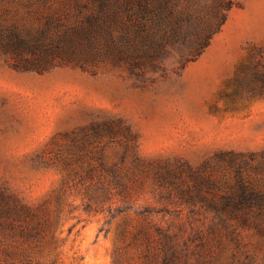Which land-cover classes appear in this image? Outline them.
Segmentation results:
<instances>
[{"label":"rangeland","instance_id":"1","mask_svg":"<svg viewBox=\"0 0 264 264\" xmlns=\"http://www.w3.org/2000/svg\"><path fill=\"white\" fill-rule=\"evenodd\" d=\"M231 1L204 51L183 68L172 52L163 74L22 70L0 51V264H160L154 225L190 230V207L158 174L221 176L231 152L264 161V0ZM113 166L131 171L125 203L98 183Z\"/></svg>","mask_w":264,"mask_h":264},{"label":"trees","instance_id":"2","mask_svg":"<svg viewBox=\"0 0 264 264\" xmlns=\"http://www.w3.org/2000/svg\"><path fill=\"white\" fill-rule=\"evenodd\" d=\"M232 8L231 0H0V51L22 70L111 67L138 76L163 74L164 58L172 52L181 68L199 56ZM230 155L229 171L221 176L190 168L157 175V187L168 201L177 198L190 207V230L154 225L160 264H190L192 259V264H264V161ZM67 171L71 179L73 172ZM105 172L111 179L105 182L99 174L103 195L114 188L127 202L131 171L113 166ZM85 194L91 196L88 188ZM139 214L168 212L143 207ZM203 218V227L195 226ZM25 233L34 237L41 230Z\"/></svg>","mask_w":264,"mask_h":264}]
</instances>
